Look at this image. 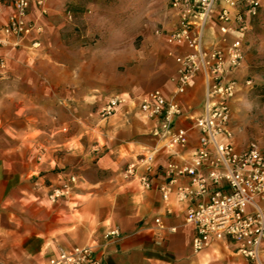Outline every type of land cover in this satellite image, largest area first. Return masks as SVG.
<instances>
[{"label":"crops","instance_id":"1","mask_svg":"<svg viewBox=\"0 0 264 264\" xmlns=\"http://www.w3.org/2000/svg\"><path fill=\"white\" fill-rule=\"evenodd\" d=\"M43 8L46 14V0H43ZM168 10L171 19L165 23L166 31L175 24L174 15ZM9 11L5 2L0 11L1 24ZM38 12L39 9L32 5L29 16L35 18ZM51 13L60 15V10L55 7L48 11V15ZM42 20L44 41L39 53L31 48L29 39L24 40L18 49L8 52L0 49V58L5 61V69L0 68V264H41L57 255L60 249L87 245L95 246L94 264H209L214 253L224 255V252L238 257L231 246L223 244L193 254V231L184 224L186 206L178 203L174 196L169 203H163L158 192L161 176L153 178L149 190L143 189L137 180L127 181L122 174L133 161L125 162L122 158V145L99 148V141H96L93 151L87 150V154L91 152L96 158L97 170L108 175L107 180L93 184L92 188L96 189L85 192L78 178L69 198L56 203L47 200L49 189L58 185L66 175L54 172L55 168H72V163L80 155V139L95 140L96 136L92 134L105 120H101L96 112L93 122L88 123L75 113L84 104L78 89L80 76L55 69L53 48L56 47L59 26L53 25L45 15ZM36 61L42 64L39 70L35 69ZM39 63L38 67L41 66ZM176 69L175 64L173 78ZM168 82L170 85L166 90L155 89L169 96L174 85L173 81ZM67 84L71 87L66 88ZM90 90L85 91L90 93ZM26 93L34 98L28 96L24 99ZM36 95L43 102H36ZM178 100L183 115L177 118V124L187 126L189 118L202 110L201 79L195 80L188 93ZM234 103L235 99L232 108ZM36 108H43V135L38 138L43 143V163L35 161L41 155L36 148L38 140L30 138L29 128L20 131V121H37ZM145 123L149 125L146 134L157 141L151 134L152 123ZM129 154L132 156L133 153ZM138 155L140 153L133 158ZM118 169L121 172L116 173ZM39 172L43 175L37 177ZM31 174L36 177L33 182L30 181ZM80 196L88 198L81 202L77 199ZM155 218L162 221L163 227L175 228V231L166 234L155 226ZM111 229H117L119 236L105 239Z\"/></svg>","mask_w":264,"mask_h":264},{"label":"built area","instance_id":"2","mask_svg":"<svg viewBox=\"0 0 264 264\" xmlns=\"http://www.w3.org/2000/svg\"><path fill=\"white\" fill-rule=\"evenodd\" d=\"M5 2L10 11L0 23V49H18L28 39L37 48L45 15L42 0H0V11ZM32 5L39 9L35 18L29 16ZM169 9L174 26L156 34L171 49L177 66L172 93L152 89L134 100L116 95L99 108L98 117L106 120L129 102L140 118L152 123L151 134L161 146L129 163L124 178L149 190L153 178L162 177L158 192L163 203L174 196L186 206L184 224L193 231V254L223 244L243 264H264V151L254 142L237 148L231 126L232 103L240 90L237 73L260 0H169ZM0 68H5L3 57ZM197 79L203 84L201 113L189 118L187 126H178L176 120L183 115L178 99ZM77 183L76 176L65 175L49 189L47 200L69 198ZM154 224L166 234L175 231L163 227L159 218ZM118 236L111 229L104 238ZM94 253V245L60 249L41 264H94Z\"/></svg>","mask_w":264,"mask_h":264},{"label":"rangeland","instance_id":"3","mask_svg":"<svg viewBox=\"0 0 264 264\" xmlns=\"http://www.w3.org/2000/svg\"><path fill=\"white\" fill-rule=\"evenodd\" d=\"M168 1L46 0L45 17L53 25L59 26L56 47L53 48L56 60L54 67L80 76L79 96L85 105H80L75 113L82 120L93 122L95 113L113 96L125 94L134 100L149 90H166L170 85L168 81H172L175 68L173 56L162 37L159 38L156 34V31L168 29L165 26L171 19ZM260 3L259 16L247 37L244 62L237 73L240 90L232 108L231 126L237 148H245L254 142L264 151V0H260ZM55 7L60 10V15H48V11L51 12ZM43 35L42 27L38 37L40 45L33 48L34 51L43 49ZM34 54L37 59V53ZM36 62L35 69H41L42 64ZM246 81H250L248 86ZM65 87L70 88L71 84ZM89 88L90 93L85 91ZM25 96L24 99L31 95L26 93ZM36 96V102H43V99ZM34 113L37 121H20V131L22 133L29 128L30 138L38 140L36 148L41 155L35 161L43 163V143L38 139L43 135V108H36ZM68 117L71 118L70 115ZM82 130L85 127L82 126ZM147 130L148 123L140 118L135 106L128 102L119 107L114 117L100 124L95 134H92L96 136L95 140L92 138L86 141L84 137L80 139V155L72 163V168L64 166L63 169L55 168L54 172L76 176L83 185L82 189L90 193L91 189H96L92 188L93 184L107 180L108 175L97 170L96 158L91 152L87 154V150L93 151L92 146L97 145L96 141H99V148L122 145V158L125 162L131 159L134 162L139 156L134 159L136 153L141 155L148 150L144 147L161 146L146 134ZM131 152L132 156L129 154ZM117 172H121V169ZM37 175L40 177L43 173L39 172ZM122 175L124 176V172ZM35 179L34 174H31L30 181ZM122 180L125 182L123 178ZM86 198L88 196L77 197L81 202ZM209 261V264H241L242 259L224 252V255L214 253Z\"/></svg>","mask_w":264,"mask_h":264},{"label":"bare ground","instance_id":"4","mask_svg":"<svg viewBox=\"0 0 264 264\" xmlns=\"http://www.w3.org/2000/svg\"><path fill=\"white\" fill-rule=\"evenodd\" d=\"M118 110H119V109H118ZM118 110H117V111H118ZM114 115H115V114H114ZM111 117H112V116H111Z\"/></svg>","mask_w":264,"mask_h":264}]
</instances>
